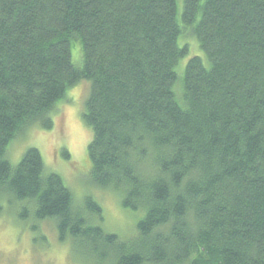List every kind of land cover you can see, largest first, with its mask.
Wrapping results in <instances>:
<instances>
[{"label":"trees","instance_id":"obj_1","mask_svg":"<svg viewBox=\"0 0 264 264\" xmlns=\"http://www.w3.org/2000/svg\"><path fill=\"white\" fill-rule=\"evenodd\" d=\"M84 80L88 179L142 215L128 240L37 148L11 161ZM8 206L90 264H264V0H0Z\"/></svg>","mask_w":264,"mask_h":264},{"label":"rangeland","instance_id":"obj_2","mask_svg":"<svg viewBox=\"0 0 264 264\" xmlns=\"http://www.w3.org/2000/svg\"><path fill=\"white\" fill-rule=\"evenodd\" d=\"M186 40L193 47L192 55L201 53L192 35H187ZM88 93L89 83L85 80L68 90L56 106L53 127L34 126L16 139L11 147V161L17 163L29 148H37L48 172L60 174L79 198L86 193L96 198L103 209L104 229L128 240L136 233L142 215L125 209L118 195L91 185L88 179L92 131L82 119ZM65 150L69 151V158L63 156ZM28 222H23L10 206L0 215V264H90L83 262L78 250L71 249L69 240L59 239L52 221L40 222L38 232L32 230L33 222Z\"/></svg>","mask_w":264,"mask_h":264}]
</instances>
